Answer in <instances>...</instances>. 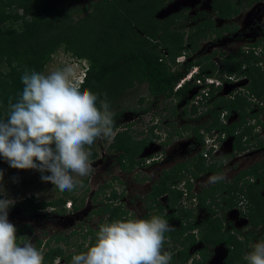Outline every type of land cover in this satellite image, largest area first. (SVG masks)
Instances as JSON below:
<instances>
[{
	"label": "trees",
	"instance_id": "16d2710c",
	"mask_svg": "<svg viewBox=\"0 0 264 264\" xmlns=\"http://www.w3.org/2000/svg\"><path fill=\"white\" fill-rule=\"evenodd\" d=\"M78 1L0 0V27H2L0 32V118H6L9 99L11 98L15 103L22 93L24 86L21 77L25 71L42 73L46 62L62 46H65L75 58L89 61L81 88L91 90L98 95L100 100L106 99L110 105V111L120 97L133 90L137 85L146 84L150 95L165 103L175 97L185 96L193 89L191 84H187L182 89L175 91L176 85L189 74L196 64L192 61H186L181 65L176 63V58L181 55L185 47L186 33L180 29V21L186 18L185 12L173 14L165 19L157 18L156 16L166 0H100L92 2L79 11L72 7V4ZM214 7L219 11L221 17H231L238 12L233 10L229 0H225L222 4H214ZM212 27L213 22L210 19L200 24L197 38L191 37L193 52L199 48L196 39L202 40L207 35L204 30ZM163 48L168 49L169 60L162 52ZM255 59L253 51L250 54H244V59L232 56L230 64L226 66L225 73L230 76L234 73H241L243 65L251 63ZM197 63L199 64L201 61ZM174 66L179 67L173 70ZM252 68L254 69L244 72L251 79L249 91L262 96L264 75L256 66ZM223 74L219 76L220 79H223ZM218 90L213 87L211 91V95L214 96V110L210 114L212 122L207 126V130L209 132L219 130L221 135L228 132L234 136L236 130L243 127V121H237L227 127L221 115L232 111L245 113L248 106L247 99L240 95L235 99L218 97L216 96ZM144 100V98L141 99V102L143 103ZM97 106L99 107V104ZM196 108H192L193 113ZM173 113L176 114V110H173ZM187 113L186 109L184 115ZM121 114L119 113L117 116ZM115 126L120 128L118 123H115ZM201 127L204 126H199L194 131L198 134L201 143L204 144L205 138L200 133ZM252 131L251 127H247L245 132L236 137V149H245L243 139ZM129 132V126L120 129L109 147L111 151L119 153V167L126 172L142 164L137 158L154 139L153 129L150 131V136L142 138L140 141H136ZM173 133L171 132V134ZM85 147L91 152L90 159L94 160L98 157V152L92 148L93 144ZM202 163L204 168L199 167V171H219L217 165L205 168L206 162ZM258 165L242 171L240 179L247 176L259 178V183L246 186V191L244 188L237 187L235 190L237 195H232L227 203V208L233 209L238 205V196L243 194L246 205L242 215L247 218L249 226L253 229L264 226V198L261 195L264 191V162L262 166L258 167ZM185 167L186 165L183 164L173 169L171 174L167 172L164 178L166 181L155 187L154 193L159 196L170 191L167 180H175L179 176L176 175V172ZM260 171L262 174H259ZM35 174L41 177V173L35 171ZM45 175H50V173H45ZM248 183L250 184L249 181H247ZM77 189L76 187L71 192L65 191L62 197L50 200V202L35 197L25 198L19 206L25 214L41 213L50 205L60 207L63 213L69 198L76 201L72 193ZM75 206L76 209L80 208L77 204ZM93 213L96 215L106 214L107 217L102 219L104 223L127 219L121 208H99L96 211L93 210ZM183 215L186 218L192 217L191 212H185ZM148 219L150 217L146 216V220ZM164 219L167 222L170 221L168 217ZM179 220H181L180 217ZM223 223L224 219L222 218L210 217L205 222L206 231L202 241L206 245L211 244L212 247L224 244L229 250L226 264H247L244 260L245 250L256 239V234L250 231L246 234L245 241H240L232 232H223ZM194 228L195 226L191 222L187 226L166 233L167 239L163 248L170 245V239H175L184 248L181 255L182 261L186 262L191 257L189 252L196 244V240L194 235L183 240L179 237H182L187 230ZM96 233L97 231L90 230L88 234L84 235L88 241L89 238L92 239L90 246L95 243ZM53 240L57 243L66 241L61 234L46 242L44 247L50 248V250L44 252L43 264H55L58 258L65 256L60 245L52 246ZM262 240L264 241V231ZM42 244L43 241L39 240L37 246L41 247ZM209 251L207 246L201 249L199 253L202 260L195 264H206L211 256ZM169 252L172 253L173 250ZM71 262L72 258L68 256L67 264H71Z\"/></svg>",
	"mask_w": 264,
	"mask_h": 264
},
{
	"label": "flooded vegetation",
	"instance_id": "af4514ba",
	"mask_svg": "<svg viewBox=\"0 0 264 264\" xmlns=\"http://www.w3.org/2000/svg\"><path fill=\"white\" fill-rule=\"evenodd\" d=\"M221 1H225V0H166L165 4L163 5V7L160 9L161 15L164 14V12H166V18H167V13L171 10H175L177 9L178 11H176L173 14H178V13H186L189 14L191 17H193L192 19L196 18L198 19L199 16L195 15L193 16V14H195L196 11H200L202 13H199V15H203L206 16L202 21H200V23H197V29H195L192 24L189 26V28L191 29L192 32H194L192 35L194 36V38H197V34L200 31L199 27L200 24L207 20L210 19L213 22V27L208 29V30H204L205 34H207L204 38H212L211 42L208 43L207 45H203L202 48H198V50L196 51H192L191 50V46L189 48V52H187L186 50L183 49L182 53L185 52L186 54V60L188 58V61H192L195 64L194 67H198V69L200 70V72L202 73H206L208 75H212L214 77H219L221 74H223V78L225 75H229L225 73V69L226 66L228 64H230V58L233 56L235 58H239V59H244V54H250L252 51L254 53V55L256 56V59L254 61H252L251 63H245L243 65L242 68V72L241 73H234L233 75L237 76V78H239V85L240 88L243 89V92H240L238 95L244 97L245 99H247V103L248 106L245 109V113H240L237 111H232L233 113H236L237 118L235 117V120H233V116H232V112L231 113H224L222 114L223 117V121L227 122L226 120H228V124H225L227 127H230L233 125V123L237 122V121H243V127H241L240 129L236 130V134L234 136H232L230 133L225 132L223 135H221V139H219V137H213L212 142L214 141V143L212 145H207V136L209 137L210 133H215V136H217L218 134H221L219 130H212V131H208L207 130V126L212 122V118H211V113L214 110V96L211 95V91L205 95L202 94V90L199 87H196V89L193 91H191L187 94H189L188 98V102H191V107H197L196 111H194V115H196L195 117L199 120L202 121L201 125H197L193 130L192 133L190 135L193 136L192 140L185 144V143H178L177 146H175V148H173L172 151L166 150L167 155H168V160L167 163L171 164L168 168H164L162 170L163 173H161L158 177V179H156V181H154L152 183L151 186H149L150 190L148 192V197L150 199H154V203H156V200L158 201V204L155 205H148V212L142 215V219L146 220V216L148 217H152L153 215H158L162 218L168 217L170 219V221L168 222L169 224L173 221L176 220L179 222V227H173L172 229L176 230V229H180L183 226H187L189 225L191 222L194 224L195 228L191 229V230H187L186 233L182 236L179 237V239L183 240L184 238L190 236V235H194L195 240H196V244L193 245V247H195L198 243H202L203 248H205L206 246L209 249H214V248H219L221 250H224L225 253L223 254V264H226V258L228 256V252L229 250L227 249V247L224 244H220L217 247H212L211 244H205L202 240L203 235L205 234L204 232L206 231V224L205 222L210 218H225V215L227 213V211L229 210L227 208V203H228V199L233 195L236 196L237 194L235 193V190H237V187H241L244 188V191H246V186L248 185H256L259 183V178H251V177H243L240 179V174L242 171L247 170L250 167L256 166L257 164L258 167L263 165L264 162V137L260 134H254L253 131H256L257 133L260 132L261 127H264V92L263 95L259 96L256 94H253L252 92L249 91V86L251 84V79L249 78V76L244 73L247 70L250 69H254L252 67L256 66L258 69H260L261 73L264 75V22H262V18L261 15L263 14L262 12H264V0H229L230 3L232 4V8L233 10L237 12V14L234 13V15H232L231 17H221L219 15V11L215 9L214 4H222L223 2ZM255 4V6H253ZM159 12V13H160ZM158 13V14H159ZM158 14L156 17H158ZM172 14V15H173ZM171 16V15H170ZM164 19V18H163ZM199 21V20H198ZM197 21V22H198ZM244 23V24H243ZM218 24H220V27L218 26ZM223 25V26H222ZM240 26V27H239ZM255 28H257L256 30H254ZM197 30V31H196ZM251 33V36H249L248 34ZM191 35V36H192ZM189 35H185V39L188 40ZM258 36V37H257ZM257 37V38H256ZM251 39L250 42H248L249 44L245 45V46H239L238 49L236 51H232L231 46L234 44L235 41L239 42V41H243V39ZM253 38V39H252ZM191 39V38H190ZM198 41V39H196ZM247 41V40H246ZM241 44V42H239ZM247 43V42H246ZM186 44V42H185ZM199 45V44H198ZM186 48V46L184 47ZM220 49V50H219ZM242 51V52H241ZM193 52V53H192ZM193 54V55H192ZM179 57V56H178ZM177 57V58H178ZM206 57H209V59H206ZM201 63H197L200 62ZM186 62V61H185ZM232 75V76H233ZM243 78L246 80V82L248 81V83L244 84L246 85L245 87H241L244 86L241 84V81L243 80ZM219 90L216 92V96L218 95ZM186 94V95H187ZM192 94H195L194 96ZM185 95V96H186ZM237 95V96H238ZM219 96V95H218ZM257 96V97H256ZM236 98V97H235ZM254 98V99H253ZM256 102V106L258 107L259 110L257 111H248V107L252 104H254ZM252 107V106H251ZM191 112V110H190ZM199 114V115H198ZM224 118H226V120H224ZM207 119V121L205 122V120ZM199 126H204L201 127L200 133L202 135H204L205 138V143L202 144L201 141L199 140L198 134L195 133V129ZM186 127V126H184ZM247 127H251L253 129V131L250 133V135H245L244 139H243V146L245 147V149L243 150H239L235 148V144H236V137L240 136L243 132L246 131ZM177 128V127H176ZM153 132L154 134V139L153 140H163L162 144H165V146H170L171 144V135H169L168 133H166L165 135L167 136L166 138H162L161 135H159L160 130L157 124L152 126ZM159 130V131H158ZM146 134H143V136H145V138H147L148 136H150V130L148 129L146 131ZM169 135V136H168ZM176 135L174 137H178L180 135H184V133L181 131L179 133V130L176 129L174 131V133L172 134ZM251 136L254 137L255 142L251 141ZM216 139V141H215ZM152 140V141H153ZM223 140L230 142V140H232L229 144L230 148H226L223 147L224 149H227L228 153L225 154V163H222V165L218 166L217 162L218 159L217 157H215L219 150V145L223 143ZM151 141V142H152ZM151 142L149 144H151ZM225 143V142H224ZM188 146V148L190 150H192V154H191V158H187V159H181V160H176V162H174L173 164L171 163L170 158H173V156H175L179 151L178 147H180L181 145ZM252 145H254L252 147ZM252 149V152H250V150ZM254 150H257L260 152H263V158L260 161H257L256 163L250 165L249 167H246L245 169H240L237 172L235 171V165L238 164V157H241L242 153H249L252 154L254 152ZM216 152V153H215ZM164 155V154H162ZM107 157V152H104L101 157H97L99 158V163L98 165L101 163V161H103L105 158ZM158 155H151L150 156V161L147 163V165H153L154 164H158L159 161H161L160 165H164L165 163V158H161ZM236 161V164L232 165V169L229 170V164L231 162V159H234ZM96 158V159H97ZM95 160V159H94ZM202 162H206L205 168L206 166H213V165H217V168H219V171L217 172H213V171H204L201 170L199 171V167H203V163ZM228 163V165H227ZM186 165V167L184 169H180V171L176 172V175H179L175 180H167V185L170 188V191L166 192V193H162L161 195L157 196L154 193V188L157 186H160L162 183H164V178L167 175V172L169 174H171V171H173V169L179 167L180 165ZM220 164V163H219ZM242 164V163H241ZM146 165V166H147ZM224 165V168L222 167ZM227 165V166H226ZM237 166V165H236ZM226 167V168H225ZM229 167V168H227ZM221 169L223 170L225 177L228 179L226 180L223 179L219 182L216 183H210L209 179L215 175H220L219 173L221 172ZM133 170V169H132ZM129 171L130 173L133 171ZM129 172H124L126 174H129ZM233 174V175H232ZM259 174H262V171L259 172ZM115 181H117V178H115ZM247 181L250 182V184H247ZM113 185L114 189L112 191V194L108 197L107 200V205H110V208H121L125 214L127 219H135V217H137V213L138 211L135 210H131L129 211L131 208L126 207V205L122 202L123 200H121V196L123 193L119 192V186L118 182H111L108 183V186ZM124 192V191H123ZM103 193V192H102ZM113 195V196H112ZM261 195L264 198V191L261 193ZM30 198V197H29ZM85 197H76L74 196V199H76V201H73L71 198H69V201H72V206L70 208V210H68V208L65 206V212L62 213V209L60 207H52L49 206L47 207L48 209L45 210H50V207L53 209L52 211H56L58 209H60V213L61 214H65L66 213V209H67V213H70V211L72 210L71 215L75 216L73 217V221L74 218H76V213L74 211H76L79 214L80 217V224L81 222L83 223L81 226H84V221L87 220V216L89 215V213L92 212L91 216L94 214L93 210L96 211L99 208H105L104 205L102 206L101 203H98L97 205H95L94 209H89V207L84 206L85 204ZM236 198V197H235ZM240 198V199H239ZM238 205L235 206L234 208H241V211L243 212V210L245 209V205H246V200L244 198L243 194H240L238 196ZM236 199V200H237ZM24 200V199H23ZM17 201L15 203V207L18 209V213H17V224L15 225L16 228V235L18 238V243L21 244V242H23V240H25L27 238V235H23V231L25 232L29 230L30 233H32L34 230L33 228L29 227L28 224L26 223L28 220V217H32L33 215H38V214H43L44 216H47L45 213H43V210L41 213H33V214H25L21 211V207L19 206L20 203L23 201ZM124 201L126 202V200L124 199ZM50 202V201H48ZM75 204H77L78 206H80L79 209H76ZM101 205V206H100ZM138 205V204H137ZM241 205H243V207H241ZM233 208V209H234ZM74 210V211H73ZM231 210V209H230ZM188 211L191 212L192 217L191 218H187V221L184 220V217H186L185 215H183L185 212L188 213ZM182 212H184L182 214ZM51 213V212H49ZM129 213H132L133 215L129 216ZM96 215V214H94ZM98 216L99 220H98V226H100L101 224H104L102 222L103 219V215H96ZM107 215H104V218H106ZM179 217L181 220H179ZM52 223H54L53 225H62L63 222H61L58 219H54ZM73 226L74 231L69 235L66 236L64 233H62L63 236H66L65 240L66 243H69V239L71 242L73 237L75 235H81L82 234V239L80 241V239L78 238V241L80 242L79 247H81L82 251L81 252H86L87 248L85 247L86 243H90L92 241H89L84 237L85 234H88L90 230H94V231H98V228H92L91 226H87L86 228H84V231H78L76 226H75V222L71 223ZM224 224V223H223ZM82 228V229H83ZM262 226H260L258 229H253V227L249 228L248 232H242L239 231L235 228H226L223 227V232L227 233V232H232L233 234H235L237 237H243V240L240 241H245V237L246 234H248L250 231L254 232L256 234V239L254 241H256L257 239H259V234H261V240L263 238V231L262 230ZM261 230V231H259ZM259 231V232H258ZM261 232V233H260ZM42 240V239H39ZM37 240V243L38 241ZM42 244V249H45V244L46 242L50 241V237L44 241ZM170 245L165 246L163 248L164 251H170L173 250L172 254V259H174V262L171 261V264H176L178 262V260H176V258H178L177 255H180L181 258V263L183 264H195L198 261H201L202 258L200 256L199 250L194 251L192 253H190L191 257L186 261L183 262L182 261V251L184 250L183 246H181V244L179 242H177L175 239H170ZM65 242V241H64ZM74 243H71V245H73ZM37 249H39L40 247L37 246ZM61 247V246H60ZM192 247V248H193ZM251 247L250 244L248 245L247 248ZM62 248V247H61ZM250 249V248H249ZM50 250L46 248V251ZM249 251V250H248ZM66 252V251H65ZM196 252V253H195ZM193 254V255H192ZM68 256H71V258L73 257L72 254H67L65 253L64 256V262L67 263V258ZM197 256V257H194ZM194 257V258H193ZM198 258V259H197ZM190 261V262H188ZM64 263V264H65ZM208 263V261H207ZM206 263V264H207Z\"/></svg>",
	"mask_w": 264,
	"mask_h": 264
},
{
	"label": "clouds",
	"instance_id": "9594fccd",
	"mask_svg": "<svg viewBox=\"0 0 264 264\" xmlns=\"http://www.w3.org/2000/svg\"><path fill=\"white\" fill-rule=\"evenodd\" d=\"M85 73L78 83L67 70L47 75L26 70L21 77L22 93L15 103L9 99L6 118H0V156L13 169L41 173V180L60 192L82 187L77 177L91 173V152L85 146L100 137L114 139L120 131L107 100L81 88ZM209 137L222 140L221 134L210 133ZM213 143L211 139L207 145ZM225 178L221 174L209 182ZM0 197V264H43V249H37L30 240L17 242V230L8 219V210L15 201L7 198L2 188ZM68 202L66 207L70 209ZM172 230L160 216L105 222L99 226L95 243H86L87 251L73 255L71 264H171L172 254L163 246L166 233ZM61 260L58 258L55 264H62ZM244 260L247 264H264V241L254 244Z\"/></svg>",
	"mask_w": 264,
	"mask_h": 264
},
{
	"label": "rangeland",
	"instance_id": "374dc122",
	"mask_svg": "<svg viewBox=\"0 0 264 264\" xmlns=\"http://www.w3.org/2000/svg\"><path fill=\"white\" fill-rule=\"evenodd\" d=\"M100 0H79L75 4H72V7L76 10H81L85 6H89L92 2H98ZM255 6V4L253 5ZM68 8V7H67ZM178 11L177 9L171 10L167 13V17L172 15ZM199 13H202L200 11H196L193 16L198 15L199 18L192 19L189 14H187L186 18L180 21V29L182 32L189 35V39H185V46L184 50L189 52V48L191 46V37H194L192 34L194 32L191 31L189 26L192 24V26L197 29V23H200L206 16L199 15ZM261 15L262 22H264V12ZM159 19H165L166 18V12H164L163 15H161V12L158 14ZM207 18V17H206ZM199 20V21H198ZM198 21V22H197ZM244 24V23H243ZM220 27V24H218ZM223 26V25H222ZM240 27V26H239ZM255 28L254 30H256ZM2 31V27H0V32ZM197 31V30H196ZM192 35V36H191ZM251 36V33L248 34ZM258 37V36H257ZM256 37V38H257ZM210 38H203L202 40H198L197 43L199 44V48L201 49L203 45H207L211 42ZM253 39V38H252ZM247 40V41H246ZM243 39L241 44L237 41L234 42V44L231 46L232 51H236L238 47L241 45L245 46L249 44L248 42L251 41V39ZM247 42V43H246ZM220 50V49H219ZM193 53V52H192ZM193 55V54H192ZM188 61V58L187 60ZM89 66V61L87 60H80L75 58L67 49L65 46L60 47L57 49V51L51 56V59H49L44 67V70L41 74L47 75L53 71H63L67 70L71 73V78L75 82H80L82 79V76L84 72H86L87 67ZM219 78V77H217ZM220 79V78H219ZM248 83L245 79L241 81V84L244 85ZM240 86V85H239ZM241 86V87H245ZM244 93V92H243ZM189 94L182 97H175L172 100H169L168 102H161L160 100L156 99L154 96H151L146 84L137 85L133 88V90L129 91L124 96L120 97L116 103L115 106L112 107L111 112L113 114V118L115 119V123H118L120 126V129L122 130L125 128V126H129V134L135 137L134 139L136 141H140L142 138H145L142 134H146L147 130H152V126L155 124H158L160 135L162 138H166L165 135L168 133L171 135V144L170 146H165L163 143V140H153L151 144H149L142 152V154L137 158L138 161H141L142 164L137 165L132 171L129 172V174L124 173V170H121L119 167V153L114 152L110 150V144L112 142V139H108L105 137L97 138L96 141L93 143V147L96 152H98V157L100 158L101 155L104 152H107V157L99 163V158L92 160L90 159L91 165H92V171L88 176L85 177H77V179L82 180L83 186H77V191L73 192L72 195L76 197H85V204L84 206L89 207V209H94L95 205L98 203H101V205L104 207L107 205L108 197L112 194V191L114 189L113 185L108 186V183L111 182H118V185L120 184L119 192L123 193L121 196L122 202L126 205V207L131 208L137 213V217L135 219H142V215L148 212V205H155L158 204V201L156 200V203H154V199H150L148 197V192L150 190L149 186L152 185L156 179H158L159 175L162 172L164 168H168L171 164H168L166 159H168V155L166 150L172 151L175 146L178 145V143H189L193 136L190 135L192 133V130L197 126L201 125L202 121L197 119L192 112L191 102H188L189 100ZM218 96V95H217ZM219 97V96H218ZM257 97V96H256ZM145 99L144 102H141V99ZM254 99V98H253ZM252 106V107H251ZM188 110L187 115H184L185 110ZM248 111H257L259 110L256 106V102L248 107ZM173 110H176V114L173 113ZM191 110V112H190ZM148 111V112H147ZM119 113H122L120 116H117ZM199 115V114H198ZM232 116L234 117L233 120H235L236 113L232 112ZM222 117V115H221ZM223 118V117H222ZM226 120V118H224ZM207 119L205 120V122ZM227 122H224L225 124H228ZM186 126V127H184ZM122 127V128H121ZM177 127V128H176ZM176 129L179 130V133L182 131L184 135H180L178 137H174L176 135L171 134V132H174ZM260 132L257 133L256 131H253L254 134H260L264 137V127L259 128ZM158 130V131H159ZM191 132V133H190ZM154 133V132H153ZM155 134V133H154ZM168 135V136H169ZM232 140H230L231 142ZM251 141L255 142V139L253 136H251ZM225 142V143H224ZM230 142H227L223 140V143L219 145V150L216 153L218 159V166L222 165V163H225V154L228 153L227 149L230 148L231 144ZM181 145L178 147L179 151L173 158H170L169 161L173 164L176 162V160H183L187 158H191L192 150L188 148V146ZM254 145H252L253 147ZM223 147H226L227 149H224ZM252 152V149L250 150ZM164 154V155H162ZM151 155H158L161 158H165V164L160 165L161 161H159L158 164L153 165H147V163L150 161ZM158 157V158H159ZM234 158V157H233ZM263 158V152L254 150L252 154L249 153H242L241 157H238V164H236L235 158L231 159V162L229 164V170L232 169V165H235V171L237 172L240 169H245L246 167H249L250 165L256 163L257 161H260ZM220 163V164H219ZM242 163V164H241ZM147 165V166H146ZM228 165V163H227ZM226 165V166H227ZM224 168V165L222 166ZM226 168V167H225ZM0 171L3 172V180L0 181V188L7 194V198L12 199L15 201L23 200L25 198L29 197H35L39 200L43 201H50L53 199H57L59 197H62L64 195V192H60L58 189L54 188V185L51 183H45L41 180V177L37 176L35 174L34 170H19V169H13L9 167L8 163L5 161V159L0 156ZM224 174L223 170L221 169V172L219 173ZM225 175V174H224ZM233 175V174H232ZM217 176V175H215ZM115 178H117V181H115ZM226 180H228L226 178ZM103 190V193H102ZM124 191V192H123ZM108 196V197H107ZM3 198V197H0ZM126 200V202L124 201ZM70 200V199H69ZM68 200V201H69ZM138 204V205H137ZM100 205V206H101ZM51 206V205H50ZM106 207H110L109 205ZM243 207V205H241ZM48 209V208H46ZM53 209L50 207V210H45L43 213H45L47 216H44L41 214L33 215L32 217H28L27 224L29 227L33 228V232L30 233L29 230L25 232L23 231V235H27V238L21 242L23 244L25 241H29L33 243L35 246L37 244V240L42 239L46 241L49 237L54 238L57 235H61L64 233L66 236H69L73 231V226L71 223L75 222V226L78 231H84V228L87 226H91L92 228H98V216L92 215V212L89 213L87 216V220L84 221V228L81 226L83 223L80 224V217L79 214L76 213V218L73 217L71 213L61 214L59 211L60 209L56 211H52ZM70 210V209H68ZM51 212V213H49ZM190 212V211H188ZM17 213L18 209L13 206L8 210V219L9 222L12 223L14 226L17 224ZM104 217V215H103ZM54 219H58L61 222H63L62 225H53L52 223ZM184 220L187 221V218L184 217ZM104 223V221H102ZM172 228L173 227H179V222L176 220H173L169 224ZM223 227L226 228H235L242 232H248L249 231V222L245 216L242 215L241 208L239 209L234 208L231 210H228L225 218H224V224ZM83 228V229H82ZM262 230H264V226H262ZM261 231V230H259ZM258 231V232H259ZM261 233V232H260ZM66 236H63L66 238ZM81 235H75L71 242L69 239V243L62 242L57 243L56 241H52V246L57 247L60 245L64 252L67 254L76 255L81 253V247H79L80 242L78 241V238L81 241ZM259 239L256 241H253L250 243L249 248L245 250V255L252 250V246L258 242H261V234H259ZM71 243H74L71 245ZM203 248L202 243H198L195 247L190 249V253L197 251L199 249ZM39 249H42L40 247ZM249 250V251H248ZM46 251V247L44 249V252ZM196 253V252H195ZM209 253H211V256L208 260L207 264H223V254L225 253L224 250H221L219 248L210 249ZM193 255V254H192ZM178 262L176 264H183L181 263L180 255H177ZM197 257V256H194ZM193 257V258H194ZM198 259V258H197ZM64 257L60 261L62 264L65 263ZM190 262V261H188Z\"/></svg>",
	"mask_w": 264,
	"mask_h": 264
},
{
	"label": "built area",
	"instance_id": "2783aa9c",
	"mask_svg": "<svg viewBox=\"0 0 264 264\" xmlns=\"http://www.w3.org/2000/svg\"><path fill=\"white\" fill-rule=\"evenodd\" d=\"M162 52L164 53L167 60H169V51L167 48H163ZM186 61V54L183 52L177 59V64H184ZM169 65H172L169 63ZM179 66H174L173 70H176ZM244 79V78H243ZM239 78L233 75H225L223 79L216 78L212 75L200 72L198 67H194L189 74L186 75L175 87V91L182 89L186 84L190 83L193 86V91L196 87L201 88L202 93L207 95L213 87L219 89L218 95L227 99H235V97L243 92V89L239 86ZM190 90V92L192 91ZM189 92V94H191ZM211 141V138L207 136V142ZM71 201L68 202V207H71ZM64 264V263H63Z\"/></svg>",
	"mask_w": 264,
	"mask_h": 264
}]
</instances>
